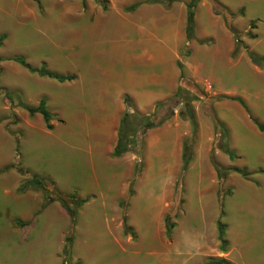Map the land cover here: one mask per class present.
I'll return each instance as SVG.
<instances>
[{
    "label": "rangeland",
    "instance_id": "374dc122",
    "mask_svg": "<svg viewBox=\"0 0 264 264\" xmlns=\"http://www.w3.org/2000/svg\"><path fill=\"white\" fill-rule=\"evenodd\" d=\"M100 1L106 3L104 8L94 0H0V161L11 157L12 168L22 169V180L47 178L60 187L74 181L77 168L61 157L66 148L55 146L57 131L39 130L40 124L43 127L40 115L22 119L27 115L22 105L36 107L41 98L29 103L27 92H43L51 121L59 125L61 117L89 112L95 103L87 97L81 110L68 102L70 86L77 83L84 90L96 82L111 87L122 84L126 72L145 70L131 62L124 68L123 58L129 49L136 54L155 44L170 47L168 34L173 28L175 35L177 26L172 14L181 22L179 35L173 39L178 42L174 66L180 71V104L163 110L172 112L171 118L145 134L140 151L116 158L135 161V176L140 179L139 196L134 199L130 193L119 205L122 212L96 215L79 207L70 231V219L59 202L40 209L41 195L29 193L18 204L15 192L7 187L11 195H5L0 186V264H39L42 255L43 264H204L211 258L257 262L264 252V135L250 132L258 130L253 120L264 125V0H199L194 39L189 41L182 22L190 0H172L168 9L142 4L134 12L126 9L148 0ZM228 44L236 52L225 51ZM248 53L260 59L262 68L249 61ZM194 56L202 62L196 75L187 72ZM13 58L23 59L31 69L43 68L70 80L58 82L30 72L42 79L29 83L22 77L25 68ZM188 103L196 123L194 137L190 121L178 116ZM175 126L181 130L178 138ZM158 140H167V151L175 152V159L163 155L174 167L171 176L159 171L162 165L153 150ZM184 145L188 163L182 172ZM230 146L236 151H230ZM211 158L220 167L218 173ZM202 161L213 185L212 208L205 213L202 197L211 182L196 180ZM162 184L163 210L152 214ZM58 193L69 201L70 195ZM26 197H30L27 206ZM134 209L147 212L145 221L133 214ZM166 217L172 226L169 233ZM217 222L225 227V246L218 240ZM210 230H216L215 240L208 239ZM146 237L154 253L144 261L139 249ZM67 238L70 255L65 261L62 251ZM52 252L54 259H48Z\"/></svg>",
    "mask_w": 264,
    "mask_h": 264
},
{
    "label": "crops",
    "instance_id": "0c3cea01",
    "mask_svg": "<svg viewBox=\"0 0 264 264\" xmlns=\"http://www.w3.org/2000/svg\"><path fill=\"white\" fill-rule=\"evenodd\" d=\"M175 16L176 15L174 14L171 15V17H173L172 22H177L175 35H177L178 37L180 32L178 24H181V22L179 21L180 18L175 19ZM182 25L185 28L186 16L185 20L182 22ZM168 35L170 40V47H164V44H162L161 46L155 44L154 46H148V48L140 49L136 54H134L133 50H128L130 54L123 58V63L125 64L124 68H128V66L130 65L129 63L131 62L132 64L145 67V70L140 72H126V78H124L122 84L116 85L113 83L111 87H109L108 85V87H103L101 84L95 85L96 82H91L90 87L83 90V85H77V83H74L73 86H70L68 102L78 105L79 110H81L82 106L84 105L83 103H86L85 98L87 97L91 99V102L95 103L93 104L94 109L90 108L89 112H82L84 110L75 113L73 112L70 115H67L65 118L61 117L57 119L60 125L58 124V122L53 123L52 121H50L52 130L57 131V135L55 136V146L57 144H62V146L66 148L65 150L61 151V157L63 159H66L71 167L77 168L74 173L76 178L74 181H69V185L60 187L57 185L55 186V184L52 181L51 182L53 183L54 188L60 193L73 196L76 200L87 199V202L83 203L80 206L82 211L86 208L91 211V214L96 215H100L101 213L106 215L109 212L117 214L120 211L122 212L119 206L120 203L125 199H129L130 193H132L131 198L135 199L139 196L140 188H138L137 185L140 184V179L135 176V161L127 159L126 157V159H121L120 161L116 158L112 159L114 158L112 156V153L117 140V130L119 122L126 110L123 101L124 97L129 98L131 104L134 105V108L140 114H149L153 111L156 104L163 103L171 99L180 87V71L174 66V62L177 56L175 50L178 42H173V39L176 37L174 35L173 28ZM64 43L65 42L61 40L59 45L62 46ZM226 46V49H224L225 51L228 52L234 50V45L228 44ZM193 62L195 63L193 64ZM191 64H193V66ZM188 66L189 71L187 72L196 75L198 68L197 66H202V62L199 63L196 59V56H194ZM22 77L23 80H27V82L29 83L34 81L40 83V80L42 79L36 74H31L26 69L22 73ZM22 85H25V82H23ZM53 86L56 85L54 84ZM110 90H114V92ZM107 92L111 93L112 95L109 96ZM23 93L24 90L21 89L22 96ZM35 94L36 95H31L27 92V96H29V98L26 101L29 103H34L36 97H41L39 99V102L43 100V92L42 94L41 92H35ZM30 96L32 98H30ZM106 102L110 103L111 106H109V104H106ZM37 115L39 114H36L33 118H36ZM29 117L30 115L27 113V115L22 116V119ZM235 117L236 119L240 120L238 115H236ZM26 125H28V123ZM61 126L63 127L60 130V135H58V130ZM181 127L182 126H180V128ZM13 128L14 124L11 125V130ZM201 128L202 130H205L204 123H201ZM1 129L4 131L3 128ZM38 129L47 130L44 121L43 127L40 124ZM176 129H178V131H176V138H178L179 131L181 132V130L178 127H176ZM6 133L9 134L8 132ZM250 133L257 136L264 135V133H260L258 130H252ZM201 136L203 140V133ZM231 138L232 137L230 136V141ZM168 140L170 141V138H168ZM166 141H154L153 150L154 156L157 157L159 165H162V167H160L159 169L160 173L162 175L164 174L167 176H171L173 174L174 167L172 166V164H168L167 160H165L163 157L167 154L170 158L172 157L175 159L176 155L174 150L167 151L169 142ZM234 150L235 148L233 146H230V151ZM201 154L204 156L202 152H200L199 156ZM126 155L127 154L123 155L120 158H123ZM199 156L196 157V160ZM198 165L200 167H203V169H201L200 176L198 175L196 180L200 181L201 179H203L207 182H211L209 187L206 188V192L204 193L205 196L202 197V199H205L204 201H202V206L204 207L203 212L205 213L210 211L212 208L213 185L205 161H202L201 165ZM19 171H22L19 166L12 168L11 157L10 160L6 159L3 160V162L0 161V186H4V194L11 195V190H13L17 195V197H14V200L18 204L20 203V201H23L21 198L23 196H28L29 193L40 194L43 199L40 207V209H42L45 196L41 190H27L25 192L19 191L21 184L26 181L28 182V180L26 179L22 180L23 177L21 178ZM68 174L72 176V174ZM41 179L49 180L47 178ZM163 185L164 184H162L159 188L160 198L157 197L156 201L153 203L154 210H152V214L157 211L158 213H160L163 210V202L165 199V185ZM7 187H9L11 190H7ZM28 198L30 197H26L25 199L26 206L27 202H29ZM132 206L134 208L136 207L133 203ZM40 209L33 214V218L35 217V215H38ZM134 210L135 211H133V214L139 215L140 220L145 221L147 212L143 209ZM53 219L55 218L53 217ZM216 237V230L215 232L213 230H210L208 239L215 240ZM152 250H154L152 242L150 238L146 237L140 245L139 249V253L140 255H142V259L144 261L148 260L153 255L154 252H152ZM209 254L210 253H208V255ZM44 257L45 256L42 255L40 259H38L39 264L44 263L42 261ZM48 259H54L53 252L50 253ZM258 259L259 260L257 262L249 261L245 264H264V252L260 253ZM227 260L232 264H238L237 261L233 262L230 259ZM129 264L136 263L133 262Z\"/></svg>",
    "mask_w": 264,
    "mask_h": 264
},
{
    "label": "trees",
    "instance_id": "16d2710c",
    "mask_svg": "<svg viewBox=\"0 0 264 264\" xmlns=\"http://www.w3.org/2000/svg\"><path fill=\"white\" fill-rule=\"evenodd\" d=\"M94 1L100 4L103 8L106 5V3L103 1H100V0H94ZM198 2L199 0H190L189 3L186 5L185 37L188 41L194 39L195 8ZM171 3H172V0H160V1L148 0L143 3H136V4L129 6L126 9V11L134 12L142 4H158L164 7L165 9H168ZM0 42H1V37H0ZM236 49L237 48L235 47L234 52H236ZM247 56H248L249 61L253 65L262 68L260 59L255 57L252 53H248ZM12 61L19 64L20 66H22L29 72L38 74L40 77L51 78V79L57 80L58 82H64V81L70 80L68 78H62L58 75L51 74L43 68L39 70H33L21 58H13ZM180 95H181V89L178 88L177 92L171 99L167 100L166 102L156 104L150 115L138 114L136 111L133 110V107H132V104L129 98L124 97L123 101H124L126 110L119 122L118 130H117V140H116L115 147L113 149L112 156L114 158H120L125 154H128V153L135 154L138 151H140L141 148L143 147V138L145 134L152 129L161 127L165 122H167L171 118L172 112L170 111H167L166 113H162V112L166 107H171L172 109L176 108L180 104ZM22 108L30 116L39 114L42 117L46 125V129L49 131L52 130V126L50 125L51 115L46 109L44 100H41L36 107L22 105ZM178 116L182 120L190 121L192 125V136L194 137L196 133V123H195V118H194V112L192 108L190 107L189 103L185 104L184 110L179 111ZM253 123L255 124V126L260 132H264V125L257 123L255 120H253ZM186 149L187 148L184 145L183 155H182L183 156L182 172L185 171L186 165L188 163V161L185 158ZM225 153L230 156V152L226 151ZM211 162H212L214 170L216 171V173H218L220 171V167L213 161L212 158H211ZM136 169H137V166H136ZM50 188L51 190H49ZM27 190H35V191L41 190L44 193L45 197H44L43 207L49 205L53 201L59 202L70 219V224H71L70 231L73 230L75 223H76V217H77L76 210L83 203L87 202V199L78 201L73 196L68 197L69 201H66L63 197L59 195L58 191L54 188V185L46 179L33 178L31 181L23 182L20 186L19 191L25 192ZM120 205L123 206V203L121 202ZM165 222H166L165 223L166 233H169L172 226L167 223L168 222L167 217L165 218ZM123 226L125 228V216H123ZM217 230H218V240L222 246H225L226 245V241L224 239L225 227L220 222H217ZM69 239L70 238L66 239V244L63 247V251H62L65 261L69 259V255H70V251L68 247ZM204 264H230V263L227 260L222 259V258H218V259L211 258V259L206 260Z\"/></svg>",
    "mask_w": 264,
    "mask_h": 264
}]
</instances>
